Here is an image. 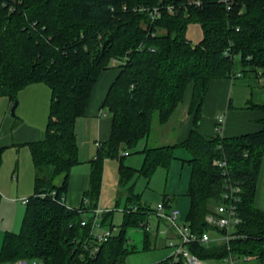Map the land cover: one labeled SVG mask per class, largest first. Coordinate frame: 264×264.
I'll use <instances>...</instances> for the list:
<instances>
[{"label": "trees", "instance_id": "obj_1", "mask_svg": "<svg viewBox=\"0 0 264 264\" xmlns=\"http://www.w3.org/2000/svg\"><path fill=\"white\" fill-rule=\"evenodd\" d=\"M186 1L0 0V96L14 104L20 90L35 82L52 90L46 136L30 143L35 192L20 231L3 236L0 263L28 259L40 264H125L133 252L126 244V230L141 226L151 207L142 202L132 180L138 174L150 180L184 147L191 154L183 161L191 166L186 221L193 231L221 232L206 216L223 201L228 178L240 190L241 222L230 249L223 242H195L191 250L203 260L256 256L264 264V211L254 206L264 158V120L261 130L233 137L208 138L200 130L210 85L233 76L236 57L264 74V0H234L230 10L220 0H201V6H185ZM170 3L176 4L172 13L165 8ZM141 5L164 8L153 21L136 9ZM193 23L204 33L197 43L187 36ZM110 69L118 70L103 102L113 119L111 135L90 161V185L82 205L72 208L64 200L71 173L81 163L76 123L85 115L101 75ZM190 85L193 126L188 138L149 145L155 120L175 130L172 121ZM140 143L141 168L124 162L130 153L119 158V185L126 196L121 232L100 243L91 233L94 218L86 214L99 207L105 160ZM218 159L227 161V174L214 164ZM103 216V223L112 225L113 211L105 210ZM84 219L87 225H82ZM146 235L149 244L152 235ZM96 245L99 249L92 255Z\"/></svg>", "mask_w": 264, "mask_h": 264}, {"label": "crops", "instance_id": "obj_2", "mask_svg": "<svg viewBox=\"0 0 264 264\" xmlns=\"http://www.w3.org/2000/svg\"><path fill=\"white\" fill-rule=\"evenodd\" d=\"M117 75V69H110L101 75L85 115L77 120L81 163L74 167L65 193V203L69 207L80 208L82 205L90 185V161L96 157L99 146L110 138L113 119L103 108V102ZM192 93L190 85L180 107L179 120L175 123L174 142L186 140L193 126V116L189 112ZM51 94V88L44 82L26 86L18 93L16 115L11 113L12 100L6 95L0 96V250L6 231H20L27 205L23 200L35 192V166L30 143L43 140L46 136ZM254 104L264 105L263 70L246 65L240 57H236L233 76L214 79L210 85L203 104L201 132L211 138L217 135L233 137L261 130L264 109L254 107ZM187 186L188 180H184L177 194L167 193L166 187L158 202L167 198L178 207L189 198ZM254 206L264 211V158L258 175ZM181 210L180 214L185 215L187 207L183 205ZM234 264L262 263L258 257L251 256L234 258Z\"/></svg>", "mask_w": 264, "mask_h": 264}, {"label": "rangeland", "instance_id": "obj_3", "mask_svg": "<svg viewBox=\"0 0 264 264\" xmlns=\"http://www.w3.org/2000/svg\"><path fill=\"white\" fill-rule=\"evenodd\" d=\"M188 38L191 42L197 43L203 36V30L199 24L193 23L189 25ZM179 113L176 115L172 123L179 120ZM172 124L170 125V127ZM166 127L159 124L157 120L154 122L152 132L150 134L149 145H160L165 143H172L175 141L176 130L170 131L165 129ZM142 146L139 144L138 148L129 149L124 162L135 168H141L144 162V155L138 152ZM125 152L121 149L118 157H111L105 160V171L103 175L102 191L99 200L100 209H108L113 211L112 225L108 222L103 223V213L98 218L101 224L97 229V234H103L111 231L112 236H117L121 232L124 211L126 206V196L124 191L119 185V158ZM191 157L190 152L184 147H178L175 151V158L170 162L169 167H158L148 180L139 174L134 177L131 184H134V190L136 193L141 194L142 202L152 208H155L161 199L165 188L167 187L169 194L179 192L181 183L188 180L187 193L189 188V182L191 177V166L187 162H183V159H189ZM107 161V162H106ZM127 187H125L126 189ZM122 191V192H121ZM123 193V194H122ZM186 193V195H187ZM186 197V196H184ZM188 198V197H186ZM189 201V203L187 202ZM178 205V209L182 211V206L187 207L185 215L182 213L181 218L186 221L187 215L190 209V199ZM188 203V204H187ZM188 205V206H187ZM95 212H89L86 214L88 219L94 218ZM151 239L149 244L147 243L146 230L142 226H131L127 228L125 233L126 244L133 252L126 256L125 264H159L160 262L167 260L172 252V249L168 246V235L171 234V230L168 229L167 224L164 221H160L156 214H152L150 217ZM113 228V229H112ZM163 230L167 233H161ZM213 233V232H212ZM216 233H213V235ZM214 235V236H215ZM36 260H30V264H35ZM205 264H231L229 261L205 259ZM0 264H13L10 262Z\"/></svg>", "mask_w": 264, "mask_h": 264}, {"label": "built area", "instance_id": "obj_4", "mask_svg": "<svg viewBox=\"0 0 264 264\" xmlns=\"http://www.w3.org/2000/svg\"><path fill=\"white\" fill-rule=\"evenodd\" d=\"M220 2L224 3L228 10H230L234 4V0H220ZM184 3L185 6L202 5L201 0H187ZM165 6L169 12L172 13L175 11V3L166 4ZM163 8V6L141 5L136 9L141 12H147L154 21L161 16ZM115 62L116 60H113V63ZM125 154L128 153L125 152ZM214 164L219 168H222L224 173H228L227 161L225 159L215 160ZM239 191V186L236 183L231 182L230 178H228L226 191L223 195V201L218 206H216L213 212H210L206 216V221L209 225L221 230V232H218L215 236L211 233V231H204L203 233L193 231L189 223L181 218L178 207L170 203L169 199L167 198L163 201H160L155 208L150 207L145 210L147 218L141 224V226L147 232H151L150 217L152 214H156L160 221H164L167 224L168 229L171 230V234H169L167 237L168 246L172 249L171 255L168 258L169 264H180L181 262H184L185 264H205L204 260L191 250L190 245L195 242H199L206 246H210L212 243L223 242L228 244V248L230 249L229 242L231 239L236 237L234 230L241 222V217L238 210ZM28 200L29 198H26L23 200V202L28 203ZM134 210H138V206H135ZM104 211L105 210L100 209L99 207L96 208L94 210L95 214L92 223L93 226L91 233L93 237L97 238L98 242L100 243L107 241L112 236L111 231L105 232L103 234L96 233V229L101 225L98 221V218ZM87 224L88 220H82V225ZM160 232L167 233L163 230H160ZM98 249V245L94 246V248L91 250V254H95ZM226 260L234 264L233 257H228ZM13 264H30V260L20 259L15 261ZM35 264L40 263L35 261Z\"/></svg>", "mask_w": 264, "mask_h": 264}, {"label": "water", "instance_id": "obj_5", "mask_svg": "<svg viewBox=\"0 0 264 264\" xmlns=\"http://www.w3.org/2000/svg\"><path fill=\"white\" fill-rule=\"evenodd\" d=\"M17 105H18V100L14 103L12 109H11V113L12 115H16V108H17Z\"/></svg>", "mask_w": 264, "mask_h": 264}]
</instances>
